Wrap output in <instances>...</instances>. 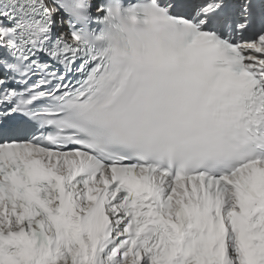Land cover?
Segmentation results:
<instances>
[{
    "label": "snow or ice",
    "instance_id": "obj_1",
    "mask_svg": "<svg viewBox=\"0 0 264 264\" xmlns=\"http://www.w3.org/2000/svg\"><path fill=\"white\" fill-rule=\"evenodd\" d=\"M0 264H264V0H0Z\"/></svg>",
    "mask_w": 264,
    "mask_h": 264
},
{
    "label": "clouds",
    "instance_id": "obj_2",
    "mask_svg": "<svg viewBox=\"0 0 264 264\" xmlns=\"http://www.w3.org/2000/svg\"><path fill=\"white\" fill-rule=\"evenodd\" d=\"M167 34H168V30L164 29V30H162L161 37L166 38ZM218 55H219V53L216 51H202V52H194L193 53V56L196 60L205 61V62H209V63H211V61H213ZM200 147H201V145L199 143H193L191 145V148L193 151L198 150Z\"/></svg>",
    "mask_w": 264,
    "mask_h": 264
}]
</instances>
